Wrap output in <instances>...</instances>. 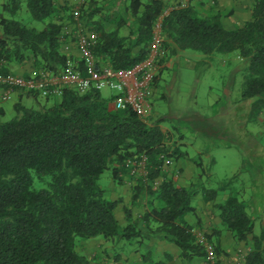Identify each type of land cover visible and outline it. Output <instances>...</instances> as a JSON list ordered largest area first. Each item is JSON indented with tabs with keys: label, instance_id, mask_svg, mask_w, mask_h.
Returning <instances> with one entry per match:
<instances>
[{
	"label": "trees",
	"instance_id": "obj_1",
	"mask_svg": "<svg viewBox=\"0 0 264 264\" xmlns=\"http://www.w3.org/2000/svg\"><path fill=\"white\" fill-rule=\"evenodd\" d=\"M252 2V19L228 30L215 11L217 1L212 12L180 1L163 22V37L166 49L174 47L172 53L193 50L208 57L238 53L245 64L242 99H255L253 110L259 112L264 109V0ZM95 4L82 18L98 35L96 57L115 69L138 65L148 56L155 23L166 9L164 0H127L124 14L133 21L127 36L121 35L126 18L96 19L105 9ZM23 8L45 27L38 30L18 20ZM2 9L6 14L0 15V73H9L5 62L22 65L30 57L40 70L58 72L66 65L69 57L63 47L75 43L65 29L63 12L70 9L58 0H7ZM104 23L117 29L109 32ZM23 95L36 100L40 96ZM43 99L37 107L16 103V116L0 122V264H90L77 251L78 243L98 238L140 242V223L147 226L150 220L159 223L156 232L166 242L178 247L184 263L206 261L205 248L186 221L195 212L196 192L178 186L162 169L163 157L177 162L186 155L169 145L167 133L131 110L115 111L113 97L94 89L81 93L67 88L61 96ZM143 155L148 158L147 175L131 176L125 162ZM107 171L120 183L123 172L128 174L138 182L136 197L147 192L158 206L136 220L127 209L128 223L122 227L116 216L119 201L108 199L99 184ZM206 194L208 202L216 192ZM215 208L237 241L252 243L245 264H264V226L257 235L245 202L233 193ZM215 247L219 257L222 250L219 244Z\"/></svg>",
	"mask_w": 264,
	"mask_h": 264
},
{
	"label": "rangeland",
	"instance_id": "obj_2",
	"mask_svg": "<svg viewBox=\"0 0 264 264\" xmlns=\"http://www.w3.org/2000/svg\"><path fill=\"white\" fill-rule=\"evenodd\" d=\"M100 1L102 0H84L80 4L82 16L91 3L98 4ZM0 2L2 8L7 0ZM69 9L66 13L63 12L66 31L72 25L70 22L75 24V11L70 13L73 7ZM18 20L38 30L45 27L43 22L35 21L26 8L19 12ZM171 53L169 50V55ZM177 60L180 61L171 69H165L156 83L155 95L151 100L153 112L150 121L163 119L168 122L166 127L170 129L168 134L173 146L186 154L192 168L196 166L194 174L187 171L188 175L192 174L188 190L196 192L193 206L196 201L203 204V210L213 217L214 212L219 213L215 205L223 204L229 195L237 193L239 199L248 206L249 214L255 218V233L260 235L264 207L258 205L256 211L251 208L264 202V109L256 112L251 102L247 103L242 99L245 64L238 53H232L228 57L219 54L208 57L199 56L193 50H188ZM226 89L231 91V97L225 95ZM101 93L106 97H113L111 90L103 89ZM39 100L32 96L23 103L28 107H37L44 103L42 96ZM16 103V99L2 102L4 114L0 115V122H8L16 116ZM189 117H193L194 122H190ZM202 150L204 153H212L211 156L197 153ZM183 172L177 171L175 177L187 180L186 176L182 177ZM256 174L259 175V180ZM113 179L112 171H107L99 184L102 189L109 190ZM40 186L37 184V187ZM213 191L216 195H210L213 199L207 208L206 193ZM194 227L197 233L212 236L209 228ZM224 231L223 236L231 239L229 231ZM211 240L217 244L215 238ZM233 240L232 253L219 256L216 264L245 263L252 243H240L234 237ZM122 243L125 242L117 239L107 241L100 252L88 258L90 264H122ZM138 243L139 241L131 244L128 250L134 251Z\"/></svg>",
	"mask_w": 264,
	"mask_h": 264
},
{
	"label": "crops",
	"instance_id": "obj_3",
	"mask_svg": "<svg viewBox=\"0 0 264 264\" xmlns=\"http://www.w3.org/2000/svg\"><path fill=\"white\" fill-rule=\"evenodd\" d=\"M84 0H58V3L64 7L65 9H69L70 7H73V9L70 11L73 12L78 8H81L82 5H80ZM112 0L109 1H100V3L93 5L95 8H104L105 11L103 14H98L96 16V19H102V16L107 17L108 15H112V18L118 15L121 17H125L127 20V26L122 28L121 30V35L122 36H127L129 34V27H131V24L133 21L128 17L125 16L124 11H125V6L127 0H113L114 2H111ZM181 0H164V3L166 5V9L163 12V16L167 17L174 9L175 7L178 6ZM215 1H217L219 7H215V11L220 12L222 15V22L224 24V27L228 30H235L238 26H242L246 22L250 21L252 19V7H253V2L252 0H188L189 4L191 3L192 6L197 7L198 9L201 10H206L207 12H212L213 7L215 6ZM183 2V1H182ZM181 6V5H180ZM3 9L0 8V15L1 14H6ZM73 14V13H72ZM70 27L69 31H72L75 27L74 23L70 22ZM89 25V24H88ZM73 27V28H72ZM104 27L107 31H114L117 29L116 25L113 23H104ZM171 49H174V47H171ZM171 51V50H170ZM173 51V50H172ZM188 50L186 51H176L175 53H171L168 58L167 62V67L165 68L166 70L171 69L173 66L177 64L181 59L183 54H185ZM63 52L68 55V57L80 61L81 60V54L77 48V46L71 43L65 44L63 47ZM139 49L135 50V53H138ZM199 56H204L201 53H199ZM225 57H228L226 55ZM102 62L106 63L102 59H100ZM242 62L243 59H242ZM108 63V62H107ZM5 68L8 69L9 73H14L16 75H21V76H27L30 74H37L41 70L37 69L36 66L34 65V59L33 57H30L25 64H19L17 62H5ZM39 95V94H38ZM225 95L227 97H231L232 93L230 90L226 89ZM42 96V95H40ZM39 96V97H40ZM110 96V95H109ZM108 96V97H109ZM106 97V96H105ZM31 99L32 96L30 95H23V93L20 92H15L13 94V97L11 100L16 99L19 102H21L23 105H25L23 102L27 99ZM43 98V96H42ZM2 99H1V90H0V109L4 111L2 108ZM247 103L251 102L252 105H254L255 99H250L246 100ZM28 107L27 105H25ZM3 115V114H0ZM191 119L189 120L190 122H194L193 117L188 118ZM152 123H156L164 133L169 132V128L166 127V124L168 122L163 121V119L157 120V121H151ZM198 123H202L198 121ZM184 133H186L185 130H183ZM183 137V136H182ZM187 149V147H186ZM199 155H209L211 156L212 153H204L202 151H198ZM187 157V156H186ZM181 158L179 161H177V166L175 170H172V172H168L169 176H174L175 181H177V185L186 189L190 188V183L189 181L191 180L192 174L196 171V166L191 167V163L188 162L189 158ZM188 159V160H187ZM214 161V160H213ZM215 162V161H214ZM191 168L193 170H191ZM184 169V172H183ZM192 171V174L188 175L187 171ZM177 171H182V177L183 175L187 177L186 179H178L175 177V174ZM257 180H259V175H255ZM161 179L157 180L155 183V188L154 190L156 191L158 187L161 184ZM258 184V183H257ZM139 188H138V182L133 180L128 174L123 172L122 174V181L121 183L118 182L117 180L113 179L111 188L109 190H105V195L108 199L112 201H119L118 207L116 209V216L118 218V221L122 227H125L127 225V218H126V210H130L131 214L133 216V219H140L147 213L151 212L152 208L155 206H158L157 201H154V206H153V199L149 197V195L144 193L141 195V197H136V195L139 193ZM206 199V197H205ZM212 200L209 199L208 202H205L207 205V208L209 207V204H211ZM199 202L194 203L195 207V212L190 213L186 216V221L194 226L201 227V228H209L208 230L211 231L212 236L211 239H216V243L220 245V248L222 250L221 255L227 256L229 253H232L233 250V243L235 240H233L232 234L229 232V236L225 238L224 233V227L221 222V219L219 218L220 213L214 212V216H210V213H206V211L203 210L204 206L202 207L199 204ZM258 205L262 208L264 207V202L258 203L255 207L251 208L252 211H256L258 209ZM203 213V214H202ZM255 220V218L253 217ZM264 226V220L262 221V228ZM159 227V223L150 220L148 222V225L140 223V229L142 231V239L138 243L137 248L134 251L128 250L131 244H136L137 241L139 240H134L131 242L124 241L125 243H122V264H145V260H149L150 264H157V263H165V264H187L184 263L181 258H180V251L178 247L174 244L168 243L164 240V235L162 233L156 232V229ZM255 227H256V221H255ZM196 227H194L195 231ZM153 230V231H152ZM239 242V241H238ZM244 243V242H240ZM107 245V241L98 238V239H93V240H87V241H81L78 243L77 246V251L84 255L87 258H91V256L95 253L100 252L101 247H105ZM231 250V251H230ZM220 255V256H221ZM219 260V258H218ZM217 260L216 263L219 261ZM244 263V262H243ZM242 263V264H243ZM190 264H207L206 261L203 258H197L195 259L192 263ZM221 264V263H220ZM245 264V263H244Z\"/></svg>",
	"mask_w": 264,
	"mask_h": 264
},
{
	"label": "built area",
	"instance_id": "obj_4",
	"mask_svg": "<svg viewBox=\"0 0 264 264\" xmlns=\"http://www.w3.org/2000/svg\"><path fill=\"white\" fill-rule=\"evenodd\" d=\"M74 15L75 27L72 31L67 30V33L73 40L75 39L73 42L81 54V60L76 61L69 57L66 65L58 72L41 70L37 74L27 76L0 73L2 101H10L15 92L61 96L67 88L81 93L93 89L100 92L108 89L113 92L112 107L115 111L131 110L143 121L151 123L153 112L151 100L155 95L156 83L167 67L169 57V50L164 46L163 37V22L166 17L162 14L155 23L148 56L133 68L115 69L111 64L104 63L96 57L94 48L98 35L89 30L87 22L82 18L81 8L76 9ZM168 138L170 139L169 134ZM169 145L174 147L173 142H169ZM163 158L162 169L167 173L175 170L177 162L167 156ZM125 165L131 171V176L147 175L148 158L145 155L130 158ZM193 232L197 243L205 248L206 262L216 264L218 257L215 244L205 234Z\"/></svg>",
	"mask_w": 264,
	"mask_h": 264
}]
</instances>
